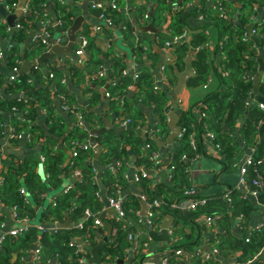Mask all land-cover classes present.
<instances>
[{"label": "trees", "instance_id": "1", "mask_svg": "<svg viewBox=\"0 0 264 264\" xmlns=\"http://www.w3.org/2000/svg\"><path fill=\"white\" fill-rule=\"evenodd\" d=\"M49 1L31 0L29 2V5H32L31 13L28 17L22 18L20 22L28 28H33L38 26L43 19L52 20V15L48 10ZM115 1L118 4L116 9L109 5H105L101 9L92 7L96 17L104 13L112 17L113 21L117 17L123 18L125 15L120 10L121 0ZM149 1L155 4L152 15L154 24L167 23L168 27L167 33L160 32L158 34L157 44L165 45L167 42H173L174 62L167 63L164 68L169 85H174L177 78L176 72L183 71L186 64H189L195 69V74L190 76L187 81L189 86L203 87L213 75L217 77L219 86L216 89H207L210 91L203 98L206 115L200 120L196 119L191 107L186 109L188 111H183L184 108H182L180 124L186 128V133L179 139V144L175 146L171 153H163L158 161H153L149 157L146 144H151L155 150H159V146L148 134L149 130L153 128L151 121L138 105L127 104L121 106L117 96L126 92L129 85L136 84L137 101L152 108L158 120L159 134L163 139H166L170 132L167 107L171 98L169 91L161 88L154 79V68L160 59V55L151 44L146 53V61L149 64H146V61L141 58L143 52L136 48V54L139 57L138 64H145L135 67V73L138 74L136 79L133 74L123 75L122 71L129 67L128 63L123 57L113 55L110 57L111 63L109 66L111 69L108 75L96 77V84L100 87L106 86L109 83L108 76L114 78V81H111L107 88V92L113 96L109 101L107 111L116 112L117 116L125 114V118L120 119L121 122L130 119V123L120 135L116 130L109 129L99 136L98 142L107 146V149L99 156L97 162L99 166H102L116 158L123 160L124 163L116 174L110 168L102 173L103 182L107 186V197L118 196L121 187L123 188L126 184L125 172L129 147L138 156L135 161L137 167L160 168L163 164H174L176 168L172 185L154 186L152 179L149 176H144L139 169L136 170L140 174L136 185L144 192L148 202L152 203L154 200L161 198L166 201L160 207L153 208V214L150 216L152 225L159 227L163 219L169 214H174L177 218L176 221L184 225L181 230L175 232L174 237L177 240L170 241L168 245L170 252L174 253L179 248L191 251L196 245L195 241L199 242L197 233L199 219L204 218L206 215L220 218L228 214L229 211L227 202L221 199L216 203L207 199L205 204H200L193 211H177L171 206L173 203L178 204L187 198L194 199V197L186 194V190L192 186L187 178L186 168L189 166L191 156L196 153H203L202 142H208L211 145L206 134L209 132L214 133L215 140L220 146V154L225 156L228 165H234L242 159L249 147L256 148V157L264 156V111L259 108L256 102H253L254 81L247 76L248 71L254 68L252 57L258 52V49L252 46L253 41L248 42L242 39L247 29L246 23L251 20L255 13L253 4L258 0H239L241 4L240 22L242 24L238 25L228 22L227 8L234 5L227 0H219L215 6L205 5L202 9L188 11L187 8H184V10H174L170 18H168V15L172 10V6L169 5L168 0H146V2ZM15 2L19 3L20 0H0V4L3 3L6 6L13 5ZM145 4L143 3L137 7L140 14L146 11ZM220 5L225 6V15H222V10L219 9ZM56 9L58 19L61 22L60 29L66 30L73 22L77 9L68 2L58 3ZM199 13H204L206 21L202 27H192L188 22V18L192 15L198 16ZM211 26L216 27L219 33V42L215 47L214 55L210 53L208 47L203 45L208 39L205 29ZM48 28L51 31L52 24ZM257 28L261 32V45L264 47V22ZM7 29L6 24L0 23L1 35L6 36ZM185 32L190 33L188 38L185 36L180 39ZM176 37L179 38L176 40ZM141 41L144 42L145 39ZM93 44V41L88 39L86 50L93 51V55L85 59L84 67L75 66L68 72L61 67H53L45 85L38 86L33 81L34 72H38L37 70L32 73H20L14 80H11L10 77L6 80L4 74L0 76V87L5 86L8 94L9 92L18 94L24 91L28 95L27 98H20L19 100L15 97H7V99L0 97V139L5 135V119L2 110L7 108L11 112L12 110L14 112L21 111V116L15 115L9 121L15 134V136L10 137V142L14 143L20 140L19 135L21 133L30 134L28 141L32 146L43 138L42 156L47 174L45 182L35 170L37 162L33 155L21 160L12 153L4 152L0 144V180L2 182L0 185V199L2 204L10 209L16 207V210H13L17 213L18 218L32 220L36 217L37 206L44 203L49 188L60 189L64 178H69L72 180V185L68 189L62 190L56 196L55 201L48 205V212L44 218L49 223L64 222L68 217L77 221L86 215L87 210L91 212V215L76 227L57 228L55 231L47 229L41 232L36 225H32L25 234L18 237H8L4 246L0 249V264H12L11 257L14 252H26L35 242L39 243L41 247V256L37 264H50L54 258H57L58 264H90L91 247L105 236L101 233L103 228L108 230L105 224L103 228L95 224V218L101 215L107 202H105L100 185L97 182L98 166L91 161L94 157V150L92 147L82 148V146L77 145L78 154L76 156L72 154L71 159L66 163L69 156L67 150L73 152L76 142L81 143L87 140L90 137L91 130L103 123L102 117L92 111L84 112L83 106H77L78 97L74 91L75 86L77 87L83 82L86 83V77L95 75L102 66H105V60L99 57L100 51L94 48ZM200 45L201 47H199ZM32 47L31 54L34 56L48 50V46L40 42L33 43ZM193 47L198 48L197 53L190 56V50ZM16 49L15 46H12L4 51V56L0 58V61L6 59L10 70L14 66H20ZM220 53H225L226 59L221 65H218L216 61ZM51 73L53 76H51ZM115 78H117V81H115ZM260 91L264 94V81H262ZM92 92V104H95L100 101L101 94L94 89ZM56 96L61 98L59 109L55 101ZM30 104L34 107L31 111H29ZM65 105L74 108L76 111L64 109ZM37 106L46 113V121L50 126L49 135L33 121L34 110ZM64 112L72 121L73 127L65 137V146H62L59 144L57 137L64 133L67 126ZM79 112L82 113L85 119L83 124L79 123ZM142 125L146 126L147 133H142ZM192 132L196 133L198 140L197 150H194L190 144V134ZM183 154H187L189 158L181 161ZM123 163L121 162V164ZM77 172L80 174L78 175ZM252 177L251 174L250 178ZM22 178L25 180L24 184L27 190L25 194L21 192L24 188ZM236 192L238 191L235 190L234 193L236 194ZM260 200L264 202V188ZM123 205L125 216L121 218L115 215L113 220L108 221L112 229L116 228V233L110 237L103 250H101L103 262L105 264H120L119 261H124V258L128 256V252L134 246L136 239L138 244L132 256V264H143L146 259L152 257L153 253L144 249L145 243L151 245V240L148 234V226L139 214L142 209L140 199L136 196L124 197ZM253 210L254 205L249 197L238 198V195L234 197L233 213L248 214ZM5 220L6 216L1 212L0 228ZM138 230L142 233L138 237L130 239V233L135 234ZM75 238L86 242L85 255L88 258L87 262H81L77 257V247L70 245ZM218 247L224 255L240 250V260L244 261L248 260L245 258L262 255L260 259L255 260L254 264H264V228L255 231L249 242H246L243 238L230 243L220 240ZM177 260L180 264H185L180 259ZM192 260L194 264H219L215 260L204 262L199 257H193Z\"/></svg>", "mask_w": 264, "mask_h": 264}, {"label": "crops", "instance_id": "2", "mask_svg": "<svg viewBox=\"0 0 264 264\" xmlns=\"http://www.w3.org/2000/svg\"><path fill=\"white\" fill-rule=\"evenodd\" d=\"M31 0H20L19 3L29 4ZM103 2L108 3L109 0H50L48 5V10L50 14L52 15V30H51V37H50V44H51V50L57 46L58 48L56 51H53V54L45 58L42 62H38L39 58L42 56L43 53H39L37 55H32L31 50L33 49V35L34 33H39L42 31V25L41 23L38 24V26L33 28H28L25 26V28H18L17 24L20 23L22 18L28 17V15L31 13V9L29 11H24L21 9H16L14 11H10L7 9V6L3 3L0 4V23H4L8 26L7 34L6 36L0 34V41L2 43V46L5 51H7L12 46H15L17 49L16 55L18 56V61L20 63L21 67V73H32L34 70L38 72H34L33 81L38 86H42L46 84L47 77L49 76L51 69L53 67H61L64 71L68 72L73 67L78 66L80 68L84 67L85 64L78 62V57L75 54V50L79 48L81 44V38L86 37L87 39H90L93 41L94 48H97L99 52V57H102L104 59L106 70V75H108V72L110 71V63L113 55H118L120 57H123L124 60L127 61L129 67H140L145 64H138V55L136 54V48H138L140 51H142V59L146 61V53L149 48V46L152 44L154 50L160 55V59L154 68V74H155V82L161 86V88H165L169 91L170 94V103L168 105L171 106L170 112L172 113H178L179 114V124H180V118L182 115V108L183 111H188L186 109L192 108V111L194 112L196 119H201L203 117V111L205 110L203 98L208 93V91L212 89H216L219 86V81L215 75L212 76V80L210 82V90L205 89L202 86H189L187 84V81L189 80L190 76H193L195 74V69L191 67L189 64H186L185 69L181 72H176L177 78L175 80V83L173 86L169 85L168 78L166 74L164 73V68L167 65V63L174 62L175 54L173 51V46L167 45H158V34L160 32L167 33L168 27L167 23H163L160 25H155L152 19L153 11L155 4L151 1L146 2V0H121L120 3V10L124 13L123 18H116L114 21V24L109 25L104 22H101L97 19L93 9H92V3L93 2ZM229 1L233 7L227 8V18L229 23L233 24H242L240 22V16H241V4L239 0H227ZM68 2L70 5H73L74 8L77 9V14L73 20V22L68 26L66 30H61L60 25L61 22L58 19V13H57V5L58 3H64ZM189 2V0H168L169 5L172 6V10L169 12L168 18L171 17V15L174 13V10H184L185 4ZM218 0H194L192 2V5L187 8L189 10H195V9H202L203 6H215ZM143 3H146V11L142 14L138 12L137 7L142 5ZM230 4V5H231ZM229 5V6H230ZM254 10L255 13L252 16L251 20L246 23V28L251 27L250 29H246L242 39L248 42L253 41L252 46H255L258 49V52L252 57V60L254 61V68L253 70L248 71L249 77H251L255 83L256 77L261 73L262 78L258 84L259 86V93H255V87H254V96H253V102H256L259 106L260 102L258 101L256 96H261L264 98V94L261 93L260 88L262 81H264V47L262 45L260 47L257 46L256 42L251 38V36H258L260 37L261 42V32L258 30L257 27L264 22V1L258 0L254 2ZM32 7V5H31ZM4 12H7L8 16L5 17L3 15ZM14 17V18H12ZM78 17H83L82 24L79 26V28L75 31V37L74 39H71L70 37V28L74 25L75 19ZM188 22L192 27H202L205 23L204 20L200 19L197 15H192L188 18ZM12 23V24H11ZM96 24L102 25V30L99 32L92 31L91 27ZM208 39L203 44L204 46L208 47V50L211 54L214 55L215 47L219 42V33L218 29L214 26L208 27L205 29ZM190 33H188V36ZM145 39V41H144ZM143 40L144 42H142ZM149 41V42H148ZM74 42L73 51H64L63 47H69L70 43ZM201 47V45L199 46ZM198 48H191L190 50V56H194L197 53ZM33 52V51H32ZM93 55V51H87L85 49L84 58L88 59ZM226 59L225 53H220L218 55L216 63L218 65H221L223 61ZM36 61L33 65L32 62ZM146 64H149V62L146 61ZM23 69V70H22ZM10 68L8 66V62L6 59H3L0 61V76L5 75L6 80H8V77H10ZM114 78H111L108 76V82L110 83ZM115 81H117V78H115ZM109 83L106 86L100 87L98 84H96V79L94 76H88L86 77V83L83 82L79 86L74 87V91L77 94V106H83L84 112L86 111H92L96 115L103 118L102 125H98L94 129H99L107 125V119L109 121L107 130L114 129L118 133V135L121 134L123 130L126 129V127L129 126L125 125L123 126L120 119L125 118V114H122L121 116H117L116 112L113 111H107L109 107V101L113 96L107 97L106 99H103V94L101 89L104 87H108ZM90 89V90H89ZM97 90L101 94V99L95 104H92V96L93 92L92 90ZM107 91V90H106ZM26 92L21 91L18 94L17 93H11L9 94L6 92V87H0V97L1 98H27L28 95L25 94ZM117 98L121 102V106L127 105V104H134L141 107V110L144 112L146 117L151 121L152 129L149 130V132L146 129L145 125L141 126L142 133H147L150 135L156 134L158 138H160L162 141L165 142L164 147H159V150L161 153H171L175 146L179 144V139L181 138V134L179 133L174 143H168V137L170 132L166 139H163L161 135L159 134V128L157 126L158 120L156 116L153 113L152 108L149 105H142L140 104L136 99V89H130L128 88L126 92L120 93ZM61 98L57 97L55 98L56 105L58 109L60 108V101ZM180 102L183 103L182 106H180ZM264 103V102H263ZM167 107V109H168ZM33 105H29V111L33 109ZM34 123L39 125L46 134H50V126L46 121V113L45 111L37 106L34 110ZM4 114L5 119V135L0 139L1 147L3 148L4 152L12 153L15 155L18 159H25L29 155H33L36 159L37 165L35 167V170L39 173L42 180L46 182L47 180V174L45 171L44 162L42 160V145H43V138L40 139V141L33 145L29 143L28 138L26 137V134H24L20 140L15 141L14 143L10 142V130H11V124L10 119L15 115H22V112L20 111H8V109L2 110ZM167 120L168 122L171 120L170 114L168 113ZM64 118L66 119V129L64 130V133L61 136H58V142L60 145L65 146V137L68 135V133L71 131L73 127L72 121L69 119L68 115L64 112ZM9 122V123H8ZM68 123L71 124V128L69 129ZM9 124V125H7ZM194 125V124H192ZM169 127V126H168ZM180 127L182 128V125L180 124ZM157 129V130H156ZM238 130V129H237ZM239 133V131H238ZM101 135V134H100ZM99 135V136H100ZM97 137V144H99L102 147L101 154L105 152L107 149V146H104L98 142ZM89 140L91 141V133ZM155 141V140H154ZM202 149L203 153L201 152L199 156L193 155L189 158V171L187 174V178L189 180L190 185L195 186L198 189V192L201 196H204L212 201L218 202L219 199L225 200L229 206L228 214L225 216H222L218 219L217 223L214 225V227L209 228L205 226L204 220L199 219V224L197 225V233H198V241H195L196 245L192 250H194L196 247H203L204 253L206 255L210 254L209 259H202L204 262H211L214 261L218 262L219 264H254L255 260L260 259L261 257L254 256L253 258H245L248 259L247 261L240 260L241 251L235 250L233 252H229L230 254L224 255V253L220 252V249L218 245L220 244V240L227 241L228 243L234 242L237 239H245L247 234L251 233V230H254L258 228L259 226L264 225V202L260 200V196L253 197L249 194L247 195L245 192L238 191L236 194L234 191L236 190V187L240 181V171L239 167L235 165H228L226 164L225 156L219 155V153L211 146L208 142L204 143L202 142ZM243 144V143H242ZM92 149L94 150V157L92 158V162L98 166V174H97V182L100 185L101 188V194L105 199V202H107V186L103 182V176L102 173L110 168L111 171L116 174L120 169L121 166L123 167L124 163L123 160H118L114 158L110 163L104 164L102 166L98 165V159H96V149L94 146H92ZM250 148L254 149V154L256 153V148L249 147L246 150L245 155H248L250 153ZM69 156L66 160V163L69 162L72 155V150H67ZM37 154H39L40 161L42 162V173L40 171V163L37 161ZM100 154V155H101ZM128 155L129 157L126 160L127 166H126V184H124L123 188L120 189V195L122 197H132L136 196L139 198L138 191L144 195V192L136 185L134 176L136 173V170L139 169L141 166H136L135 161L137 159V154L133 152L131 147L128 148ZM244 155V156H245ZM243 156V157H244ZM121 162L123 164H121ZM125 163V164H126ZM149 169V178L152 179V182L154 186H170L174 182L170 180L169 178V171L166 169H163L162 166L160 168L158 167H152ZM44 176L45 179L42 177ZM24 184L25 180L22 178L21 180ZM0 180V185H1ZM72 185V180L69 178H64V181L62 183V186L60 189H52L49 188L47 194L45 195V201L41 205L37 206V214L36 217L32 220H30V225H37L39 223H44L49 225V221L46 220L45 214L48 212V205L51 202L55 201L56 196L65 189H68ZM25 187V184H24ZM237 191V190H236ZM263 191V190H262ZM261 191V193H262ZM231 192L232 201H228L226 199V195ZM238 195V198L241 197H249L251 199V202L254 205V210L248 214H245V218L243 220H239L237 217L242 214H236L233 213V204H234V197ZM261 195V194H260ZM141 202V201H140ZM147 203V202H146ZM0 213L2 212L6 216V220L4 223L3 228L0 230V238L5 235V241L7 240L8 233L12 229H15L17 227H20L23 225V222L18 221L14 218L12 214V210L3 204L0 203ZM142 208V205H141ZM142 211V209H141ZM244 214V213H243ZM101 215L104 216L105 221L108 223L109 220H113V217L116 215V211L109 205H105L104 211L101 213ZM99 216V218L101 217ZM174 217L173 220V230L177 232L178 230H181L184 225L181 222H177V218L174 214H169ZM167 215L163 221L169 216ZM88 215L86 214L83 218L80 220L74 221L71 218H67L64 222H58L59 228H72L80 225L84 220H86ZM101 219V218H100ZM162 221V223H163ZM242 221L241 225L243 228L239 226V223ZM161 223V224H162ZM66 225V226H62ZM161 229V225L158 228H155V231H159ZM189 231V229H187ZM255 233V232H254ZM251 234V238L252 235ZM220 234V235H219ZM106 236V234H105ZM104 236V237H105ZM101 240H103V238ZM100 240V241H101ZM4 241V243H5ZM73 241L76 243L79 242V238H75ZM99 241V242H100ZM98 242V243H99ZM1 246V248L4 246ZM81 243V242H79ZM82 244V243H81ZM106 244V243H105ZM169 242L165 243L162 241H152V253H167L169 251L168 248ZM38 246V243L35 242L32 244V247L27 250L26 252H14L11 257V263L12 264H37V254H36V248ZM95 246V245H94ZM0 248V249H1ZM134 248V246L132 247ZM218 252H216V250ZM128 256L124 258L125 264H132L133 254L134 251L130 250L128 252ZM152 261L155 264H159L158 256L160 255H153ZM182 262L185 264H190V260L186 259L183 256L178 257ZM90 263V262H89ZM105 263V262H104ZM194 264V262H192ZM50 264H58L57 258H54ZM91 264V263H90Z\"/></svg>", "mask_w": 264, "mask_h": 264}, {"label": "built area", "instance_id": "3", "mask_svg": "<svg viewBox=\"0 0 264 264\" xmlns=\"http://www.w3.org/2000/svg\"><path fill=\"white\" fill-rule=\"evenodd\" d=\"M194 0H189V2H187L184 6V8H189L191 5H192V2ZM219 1V0H218ZM20 4L21 3H13V5H7V9L10 10V11H14L16 9H21V10H24V11H29L31 9V6L29 4H25L23 5L22 7H20ZM105 5H109L110 7H112L113 9H116L118 7V4L115 0H109L108 3H103V2H93L92 3V7L93 8H98V9H101L103 7H105ZM220 10H222V15H225L226 14V8L225 6H222L220 5L219 7ZM46 14V13H45ZM198 17L204 21H206V16L204 15V13H199ZM97 19L100 20L101 22H104L106 24H109V25H112L114 24V21L112 19V17H109L107 15H105L104 13H101L97 16ZM41 25H42V31L39 32V33H34L33 35V41H34V44L37 43V42H40L42 44H45L48 46V50L51 49V44H50V37H51V31L50 29L48 28V26L50 24H52V20L50 19H43L41 20ZM17 27L18 28H25L24 24L23 23H18L17 24ZM92 31L94 32H99L102 30V25L101 24H96V25H93L91 27ZM208 33V32H206ZM187 32H185L181 38L183 37H187ZM179 37H176V40L178 39ZM173 44V42H167V45H171ZM88 45V39L86 37H82L81 38V44L79 46V48H77L75 50V54L76 56L78 57V62L79 63H82V64H85V58H84V54H85V49ZM4 48L2 46V43L0 41V58H2L4 56ZM106 70L107 68L105 66H102L99 71L97 73H95V75H92L94 76V78L96 77H104L106 75ZM135 68L133 67H127L125 69H123L122 73L123 75H127V74H133V77L136 79L138 77V74L135 73ZM10 79L11 80H14L18 75H20L21 73V67L20 66H14L10 72ZM51 76L52 73H51ZM212 80V77L209 78V80L203 85V87L205 89H208L210 88V82ZM136 84H132V85H129L128 88L130 89H136ZM106 96L107 97H111V94L109 92L106 91ZM180 106L183 105L182 102H180ZM64 109L66 110H72V111H76L74 108H70L68 105H65L63 107ZM259 108L262 109L264 111V103L263 102H260L259 103ZM16 109V108H14ZM78 117H79V123L80 124H83L85 119L82 115V113H78ZM206 115V112L203 111V117ZM130 123V119H125V120H122V125L125 126V125H128ZM9 125V124H7ZM186 128L184 126H182L181 128V131H180V136L182 137L185 133H186ZM26 134V137L29 138L30 137V134L29 133H24ZM24 134H20L19 137L21 138ZM10 136H15L14 134V128L13 126L11 127V130H10ZM207 138L210 140V143L211 145L213 146V148L220 154V146L219 144L216 142L215 140V135L214 133H211L209 132L208 134H206ZM198 143V140H197V137H196V133L195 132H192L190 134V144L191 146L193 147L194 150H197V144ZM77 145H80L82 146V148H88V147H91V144H90V140L89 138H87V140H85L84 142H76L74 144V150L72 152L73 155H77L78 154V150H77ZM146 149L149 151V157L150 159H152L153 161H158L161 157H162V153L160 150H155L153 149V147L151 146V144L147 143L146 144ZM254 149L253 148H250V153L248 155H245L242 159H240L238 162H236L234 165L235 166H238L239 167V171H240V181L236 187V190L237 191H243L245 192L247 195L249 194L250 196H253V197H258L260 196L261 194V191L263 190L264 188V156H261V157H256L255 154H254ZM200 153H196L195 155L199 156ZM170 157V155H168ZM189 156L187 154H183L181 156V161L183 160H186L188 159ZM42 160H44L43 156H42ZM162 168L163 169H166L169 171V178L170 180L173 179V175H174V170L176 168V166L174 164H163L162 165ZM148 168H144L143 166H141L139 168V171H141V173L145 176H149V173L147 171ZM189 171V166H187L186 168V173H188ZM77 174L79 175L80 173L77 172ZM253 175L252 178H250V175ZM139 177H140V174L138 172L135 173V176H134V179L135 181L139 180ZM21 192L23 194H25L27 192L26 188H22ZM119 195L118 196H109L107 197V204L109 206H111L115 211H116V215L118 217H124L125 216V209H124V205H123V198L121 195H120V191L118 193ZM186 194L190 197H194V199L192 198H187L185 199L184 201L182 202H179L178 204L177 203H173L171 206L174 207L175 209H177V211H186V210H189V211H193V210H196L197 207L200 205V204H205L207 199L206 197L204 196H201L200 193L198 192V189L195 187V186H191L188 190H186ZM142 195V194H141ZM142 198L147 202V214L142 216L141 215V211H139V214L140 216L143 217V220L145 221L146 225H150L153 229L155 228H158L154 225H152V222H151V219H150V216L153 214V208L154 207H160L161 205L165 204L166 201L165 199L161 198V199H156L154 200L152 203L148 202L146 200V197L144 195H142ZM226 199L228 201H232V196H231V192L229 194L226 195ZM0 203L2 204L1 202V199H0ZM14 210H16V207L13 208ZM12 210V214L14 216V218L18 221H22L23 222V225L20 226V227H17L15 229H12L10 231V233H8L9 236H13V237H18V236H21L23 234H25L29 228L32 226L30 225V220L31 219H28V218H23V219H20L18 218L17 216V213L13 210ZM86 214L89 216L91 215V212L89 210L86 211ZM239 220H243L245 218V214H240L238 217H237ZM219 217H216V216H213V215H206L203 220H204V224L205 226L209 227V228H212L214 227V225L217 223ZM5 223V222H4ZM242 221L239 223V226L241 228H243V226L241 225ZM95 224L97 226H100L103 228L104 226V223L101 221V219L99 217H96L95 218ZM4 224L1 226L0 230L3 228ZM38 230L41 231V232H44L46 231L47 229L49 230H56L57 228H59L58 226V223L55 221L53 223H49L48 224H44V223H39L36 225ZM264 228V225L262 226H259L258 228L254 229V230H251V233L249 235V233L247 234V237H246V242H249L251 241V234L254 233L255 231H260ZM102 234H106V236L108 235V230H105L103 228ZM116 233V228L114 227L112 230H111V234H110V237L111 236H114ZM142 233V231L138 230L135 232V234L133 233H130L129 237L130 239H133L134 237H138L140 234ZM169 233H170V240H169V243L171 240L173 241H176L177 238L174 237L175 235V230H173V226H171V228H169ZM149 234V233H148ZM150 237V240H151V245H149L148 243H145L144 245V249L145 251H151L152 248V241L153 239L151 238V236L149 235ZM5 241V235H3L2 238H0V248L1 246L3 245ZM138 242H136V239H135V244H134V248H131L132 251H135L136 249V246H137ZM71 246H76L77 249H76V252L77 254L78 253H81V257H79L80 261L81 262H87L88 261V258L86 257L85 255V246L81 243H76L75 241H72ZM150 249V250H149ZM216 252H218L217 249H215ZM36 254H37V261L39 260L40 256H41V247L39 246V243H38V246L36 248ZM161 256H158V259L159 260V264H180L178 262L177 259H179L178 257L179 256H183L185 257L186 259L190 260V264H193V260L192 258L193 257H199L201 259H209L210 258V254L209 255H206L204 253V250H203V247H196L194 250H191V251H186V250H183L181 248L177 249L174 253L170 252V250L167 252V253H153L152 254V257H150L149 259H146L144 261L143 264H155L152 259H153V255H160ZM177 258V259H176Z\"/></svg>", "mask_w": 264, "mask_h": 264}, {"label": "water", "instance_id": "4", "mask_svg": "<svg viewBox=\"0 0 264 264\" xmlns=\"http://www.w3.org/2000/svg\"><path fill=\"white\" fill-rule=\"evenodd\" d=\"M24 4H20V7H22ZM3 15H5V17L8 16L7 12H4ZM14 18V17H12ZM82 20H83V17H78L77 19H75V22H74V25L70 28V37L71 39H74L75 37V31L79 28V26L82 24ZM12 24V23H11ZM251 27H248L247 29H250ZM251 38L256 42L257 46L260 47L261 46V42H260V37L258 36H251ZM73 46H74V42L73 43H70L69 47H63V50L64 51H69V52H72L73 51ZM58 47L55 46L52 50H48L47 52L43 53L42 56L39 58V61L38 62H42L45 58H48L50 57L52 54H53V51H56ZM59 49V48H58ZM36 61H33L32 64L34 65ZM23 70V69H22ZM11 74V73H10ZM262 78V74L260 73L256 79H255V83H254V87H255V93L258 94L259 93V82ZM108 87H104L101 89L102 91V94H103V99H106V90H107ZM257 100L258 101H263L264 102V98L261 97V96H256ZM171 110V106L168 107L167 111L168 113L170 114V117H171V120L168 122V126L169 128L171 129V133L169 134V137H168V143H174L178 134L180 133L181 131V127H180V124H179V114L178 113H172L170 112ZM107 125L102 127V128H99V129H92L91 130V141H90V144L92 146L95 147L96 149V159H98V157L100 156L101 154V151H102V147L97 144V137L104 133L105 131H107V127H108V119H107ZM68 126H69V129L71 128V124L68 123ZM157 130V129H156ZM151 138L153 140H155V142L157 143V145L159 147H164V144L165 142L162 141L160 138L157 137L156 134H153L151 135ZM37 161L40 163V171L42 173V162L40 161V156L39 154H37ZM147 171L149 172V169H147ZM44 179L45 177L42 176ZM138 194H139V199L141 201V205H142V211H141V215L144 216L147 214V203L146 201L142 198V195L141 193L138 191ZM108 205V204H107ZM1 208V207H0ZM101 221L107 226L108 228V235L105 236L103 238V240H101L99 243H97L95 246L91 247V258L89 259V262L91 264H105L103 262V259H102V254H101V250H103V248L105 247V243L110 239V234H111V230H112V226L110 223H107L104 219V216L101 215ZM173 220H174V217L169 215L164 221L163 223L161 224V229L159 231H155L150 225H148L147 229H148V233L149 235L151 236V238L153 239V241L157 242V241H162V242H165V243H168L169 240H170V233H169V228H171V226L173 225ZM62 226H66V225H62L61 224V227ZM79 242H81L84 246H86V242L82 239H79ZM77 257H81V253H78L77 254ZM259 257H262V255H259ZM120 264H125L122 260L119 261Z\"/></svg>", "mask_w": 264, "mask_h": 264}, {"label": "bare ground", "instance_id": "5", "mask_svg": "<svg viewBox=\"0 0 264 264\" xmlns=\"http://www.w3.org/2000/svg\"><path fill=\"white\" fill-rule=\"evenodd\" d=\"M136 182V181H135Z\"/></svg>", "mask_w": 264, "mask_h": 264}]
</instances>
